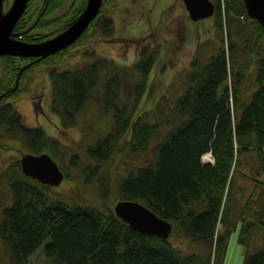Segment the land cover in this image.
Returning <instances> with one entry per match:
<instances>
[{"label":"trees","instance_id":"16d2710c","mask_svg":"<svg viewBox=\"0 0 264 264\" xmlns=\"http://www.w3.org/2000/svg\"><path fill=\"white\" fill-rule=\"evenodd\" d=\"M62 1L47 0L46 10ZM213 2V50L204 54L200 45L179 72L182 91L174 100L160 96L150 108L141 102L157 45L144 43L129 65L93 53L80 64L58 65L91 35H113L114 18L105 10L78 41L22 69L15 88L28 58L0 54V93L6 91L0 97V145L15 139L24 151H47L64 180L72 181L62 188L43 183L22 171L18 156L6 159L0 190L9 200L0 209V241L11 264H24L37 248L51 264H222L229 231L237 225L245 245L242 264H264V26L247 15L243 0ZM55 21L40 17L39 26ZM25 23L22 14L13 27L23 40ZM39 62L48 66V107L60 127H80L67 164L68 144L40 124H27L13 104ZM94 104L109 112V125ZM104 124L108 129L101 132ZM206 151L212 162H202ZM243 177L254 188L240 200ZM124 198L169 220V235L132 228L111 206Z\"/></svg>","mask_w":264,"mask_h":264},{"label":"rangeland","instance_id":"374dc122","mask_svg":"<svg viewBox=\"0 0 264 264\" xmlns=\"http://www.w3.org/2000/svg\"><path fill=\"white\" fill-rule=\"evenodd\" d=\"M79 1L65 0L55 13L60 14L69 11L71 10V2L76 5ZM10 3L11 0H4V8H7ZM38 4L40 6L41 0H30L28 12L24 15L27 24L32 21ZM103 6L105 12L114 18L113 35L108 37L101 34L91 35L84 42L69 48V51L65 54L64 62L58 63V65L80 64L92 58L90 53L111 57L117 63L129 65L137 59L138 52L144 43L157 45L159 54L147 78V88L142 98L141 108L152 107L162 95L168 97L169 100H174L182 91L184 85V76L179 75V72L188 68L191 56L202 46L204 47L202 49L204 54L213 50L211 48L213 43L211 39L214 36L213 16L193 20L189 16L183 0H105ZM70 13L72 12L70 11ZM53 26L43 30L52 29ZM208 41H211V44L206 45ZM43 58H46V56ZM47 67L45 62H39L35 65L31 70L30 80L26 82L19 95L12 100L27 124H40L49 134L57 136L68 144L64 156V162L67 164L69 154L78 147L76 144L80 141V127L74 125L62 129L59 125L58 115L50 111L48 107L50 80L47 75ZM247 91H249V88H247ZM31 95L35 97L33 100H31ZM92 108L95 114L102 116V119L109 125V112H106L102 106L97 104L92 105ZM108 125L101 126V132L106 131ZM23 152L24 149L21 148L20 142L15 139H5L3 144L0 145V169L4 166L6 159H10L13 155L20 157ZM202 158L204 162H208L206 161L207 157ZM123 166H125L124 163ZM244 169L250 171L246 166H244ZM69 171L76 173L78 170L69 167ZM260 177L264 178L263 176ZM71 182L63 178L57 186L62 188L63 186H69ZM239 184L242 189L238 199L244 200L253 190L254 182L250 177H243L239 179ZM90 188L94 193L96 189L91 186ZM5 195L6 190L3 188V190H0V209L2 204L9 200ZM113 203H111L112 209ZM221 227V224H219V228ZM238 231L239 225L229 231L222 264H242L245 245L238 241ZM174 242L183 245L182 242ZM253 242L254 240H251V243ZM0 248L3 253V264H11L8 252L3 249L1 241ZM24 264L51 263L45 258L41 249L37 248L29 255Z\"/></svg>","mask_w":264,"mask_h":264},{"label":"water","instance_id":"95a60500","mask_svg":"<svg viewBox=\"0 0 264 264\" xmlns=\"http://www.w3.org/2000/svg\"><path fill=\"white\" fill-rule=\"evenodd\" d=\"M28 0H11L4 8V0H0V54L18 56H34L18 69L15 88L19 74L28 64L43 58L72 43L87 27L98 12L102 0H86L84 8L66 27L47 38L38 41H27L14 36L13 27L23 13ZM189 16L193 19L207 17L214 12L213 0H183ZM248 16L257 19L264 26V0H243ZM0 93V97L3 93ZM22 171L43 183L58 185L63 179V171L57 161L47 151H24L20 157ZM114 212L129 225L140 232L167 237L172 223L159 216L151 208L135 199H118L113 204Z\"/></svg>","mask_w":264,"mask_h":264},{"label":"flooded vegetation","instance_id":"af4514ba","mask_svg":"<svg viewBox=\"0 0 264 264\" xmlns=\"http://www.w3.org/2000/svg\"><path fill=\"white\" fill-rule=\"evenodd\" d=\"M64 1L65 0H63L60 3H58L54 8H52L50 10H46L47 0H41L40 6L38 4L37 9H35V11H34L35 15H34L32 21L29 24H27V22H26L23 25V28L21 29V33H19V35H23L25 37L24 40H27V41H38V40L47 38L49 36H52L53 34L57 33L58 31H60L64 27H66V25L80 13V11L84 8V6L86 4V0H80L76 5H74L71 2V5H70L71 10L64 11L63 13H60V14H56L55 13L56 10L58 9V7H60V5H62V3ZM29 2H30V0L27 1L26 7H25V9H24V11L22 13L23 15H25L28 12ZM104 2L105 1L102 0L100 8H99L98 12L96 13V15L100 11L104 10V6H103ZM79 8H81V9L77 13H75ZM70 11L72 13H70ZM213 13L211 15H209V16H213ZM40 17L43 18V20H52V21H55V19H57V20L54 23H52V24H49V25H46V26H39V18ZM24 19L26 21V18H24ZM90 22L88 23L87 27L79 34V36L73 42L78 41V39L81 36V34L84 31H86V29L88 28ZM49 26H53V28L49 29V30H43L44 28H47ZM27 58H28L27 60H30V59L34 58V56H28ZM30 97H31V100H33L35 98L33 95H31Z\"/></svg>","mask_w":264,"mask_h":264},{"label":"built area","instance_id":"2783aa9c","mask_svg":"<svg viewBox=\"0 0 264 264\" xmlns=\"http://www.w3.org/2000/svg\"><path fill=\"white\" fill-rule=\"evenodd\" d=\"M204 155H206L205 158L207 157V160L206 161H208V162H212L213 161V156H212V154H211L210 151H207L206 153L202 154V156H201V159L202 160H203L202 157H204Z\"/></svg>","mask_w":264,"mask_h":264},{"label":"bare ground","instance_id":"6f19581e","mask_svg":"<svg viewBox=\"0 0 264 264\" xmlns=\"http://www.w3.org/2000/svg\"><path fill=\"white\" fill-rule=\"evenodd\" d=\"M205 157V156H204Z\"/></svg>","mask_w":264,"mask_h":264}]
</instances>
